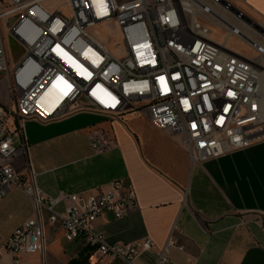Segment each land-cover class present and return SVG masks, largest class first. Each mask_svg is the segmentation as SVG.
<instances>
[{
    "label": "built area",
    "instance_id": "built-area-1",
    "mask_svg": "<svg viewBox=\"0 0 264 264\" xmlns=\"http://www.w3.org/2000/svg\"><path fill=\"white\" fill-rule=\"evenodd\" d=\"M48 1L0 0V79L9 84L8 101L0 102V198L20 189L31 198L35 214L6 240L4 251L12 264L31 255L46 264V227L58 224L68 242L82 241L99 260L149 264L141 261L148 256L150 264H170V250L177 246L172 238L158 251L151 238L110 244L96 229L105 212L123 219L137 210L132 187L115 181L107 191L61 193L54 199L38 187L30 165L20 174L13 162L28 154V121L47 124L78 113L111 122L127 114L147 115L158 130L180 136L198 164L263 141V55L232 49L230 40L240 37L229 35L209 13L218 23L210 18L205 24L196 13H186L190 5L205 13L202 5L247 15L233 0H205L210 6L198 0H65L70 16L60 8L45 9ZM104 22L119 32L115 51L89 32ZM214 25L226 30L224 41L213 38ZM6 36L24 51L14 62ZM88 138L96 154L118 148L114 135L99 125L89 129ZM61 202L67 203L63 213L56 210Z\"/></svg>",
    "mask_w": 264,
    "mask_h": 264
},
{
    "label": "crops",
    "instance_id": "crops-1",
    "mask_svg": "<svg viewBox=\"0 0 264 264\" xmlns=\"http://www.w3.org/2000/svg\"><path fill=\"white\" fill-rule=\"evenodd\" d=\"M53 1L44 8L54 11L65 4ZM241 1L249 17L264 26V0ZM220 17L229 25L220 22L228 34L237 35L229 33L235 27ZM7 101L0 91V102ZM80 114L47 124L28 121V154L14 160L17 172L26 174L30 165L38 187L54 199L61 193L107 191L115 181L132 187L137 210L123 219L105 212L97 220V231L110 244L151 238L159 251L172 238L177 246L170 250V264H264V140L198 164L180 136L158 130L147 115L127 114L111 122L86 113L97 121L85 125L76 121ZM96 125L114 135L117 149L94 152L88 131ZM66 204L61 202L56 210L63 213ZM34 215L32 200L22 190L12 189L0 198V264H12L4 243ZM46 238V264H125L99 260L80 240L68 242L58 224L47 225ZM141 261L152 263L148 256ZM23 264H41V257L24 256Z\"/></svg>",
    "mask_w": 264,
    "mask_h": 264
},
{
    "label": "rangeland",
    "instance_id": "rangeland-1",
    "mask_svg": "<svg viewBox=\"0 0 264 264\" xmlns=\"http://www.w3.org/2000/svg\"><path fill=\"white\" fill-rule=\"evenodd\" d=\"M60 1L61 0H54L53 2H57V5H59ZM198 1L202 2L203 5H206V4L209 5V2H206L205 0H198ZM241 2H242L241 0H233V3L249 17L250 16L249 13L246 11V9L244 8V5ZM59 8L62 10V12L65 15H69V16L71 15L69 7L66 4L60 5ZM212 8L216 12V14L223 16V17L231 18V16L228 13H226L224 9L220 7L219 8L212 7ZM195 13L197 14L196 17L202 20L205 24H208V19L210 18H212L211 20L214 23H218L216 19L210 16L211 14L209 15L207 13H203L199 9H196ZM186 14H187L186 15L187 17H191V14H188V13ZM252 20L256 22L257 24H261L255 19H252ZM230 21H231L230 23L231 24L233 23L236 28L246 33V35L249 37L248 40L257 42V44L258 43L264 44L263 42L264 39L258 34L254 33L253 31L243 28L241 21L232 19V18L230 19ZM111 26H112L111 22H104V23L97 25L95 28L90 29L89 32L91 33V35L96 37L101 43H103L108 49H110L111 51H115V46L120 44L121 39L119 36V32L115 28H112ZM211 28H212L211 30L213 33L212 35L213 38L219 41L225 40V35L227 34V32L224 28L217 26V25H214ZM5 41H6L8 55L10 56L12 62H14L16 59H18L19 57L23 55V52H24L23 48L19 46V44L15 42L12 38H9L7 36L5 38ZM229 45L232 49L242 52L248 56H251V57L262 56V54L258 52L256 48L255 50L251 47V44L247 40H241L240 38L234 36L230 40ZM0 91L3 93V95L6 98H8L7 91H9V84H8L7 79H0ZM76 121L81 122L82 124H85V125L87 124L89 125V124H92V122L95 123L97 120L92 115L81 113L80 115L76 116Z\"/></svg>",
    "mask_w": 264,
    "mask_h": 264
},
{
    "label": "bare ground",
    "instance_id": "bare-ground-1",
    "mask_svg": "<svg viewBox=\"0 0 264 264\" xmlns=\"http://www.w3.org/2000/svg\"><path fill=\"white\" fill-rule=\"evenodd\" d=\"M192 1H195V0H192ZM195 2H193V4ZM190 6H191V9L188 11H190V14H192V16H194L195 10L197 7L195 6L196 8H194L193 5H190ZM200 9L203 10L205 13L207 12V13L211 14L212 16L216 17L219 20V22H224V24H226L227 27L229 26L227 23H225L226 22L225 19L218 16L211 8H208V7L205 8V6L200 5ZM226 11H227V13H230L232 16H234L238 20H240L245 28H248L249 30L253 31L254 33L258 34L259 36H261L264 39V26L263 25L257 24L256 22H254L249 17L240 14V12L236 9H228ZM229 29H230L229 30L230 34H237V35L243 37L245 40H247L251 44V46L255 47L258 51H260L264 57V45H259L254 41L248 40L249 39L248 36L246 37L244 35V33L240 32L239 30H237L233 27H229ZM30 37H31L30 40H32L34 35L30 36ZM57 104H58V102L56 103V105Z\"/></svg>",
    "mask_w": 264,
    "mask_h": 264
}]
</instances>
